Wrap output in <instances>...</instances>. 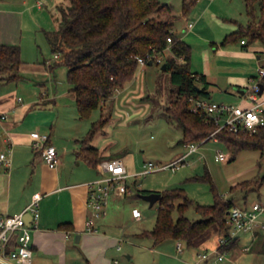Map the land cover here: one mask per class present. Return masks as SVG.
Returning <instances> with one entry per match:
<instances>
[{
	"label": "rangeland",
	"instance_id": "obj_1",
	"mask_svg": "<svg viewBox=\"0 0 264 264\" xmlns=\"http://www.w3.org/2000/svg\"><path fill=\"white\" fill-rule=\"evenodd\" d=\"M42 1L46 3L43 9L37 6L34 8V18L40 30L36 32V43L32 38L30 45L36 47V52L27 51L26 55L32 63L40 61L44 64V61L47 63L50 61L51 64H55L58 58L52 51L45 31L57 28L58 11L57 7L55 10V4L67 0ZM160 1L173 7V13L177 16L175 25L192 46L193 70L202 72L207 69L210 72L213 81L210 87L212 91L210 99L215 102L240 103L237 89L228 84L227 67L224 69L222 65L228 63L244 65L248 73L254 75L258 73L261 78L257 60L230 56L221 53V50L242 48L240 42L225 45L222 42L238 23H248L245 0H213L209 5V0H202L197 2L186 15L182 13L183 0ZM190 21L195 23L194 28L190 32L183 33L184 27ZM168 54L170 53L167 51L165 56L167 57ZM263 64L264 61L261 65ZM47 74L50 75L30 72L23 74V77L17 81L0 80V89L6 92L16 90V96L22 100L19 103L25 104L23 109L28 110L27 117L45 118L55 123L57 147L64 150L66 146L72 152L76 140L69 138V131H72L69 129L70 123L74 124L75 128L77 126L82 145V140L89 133L93 122L100 119L101 108L95 109L89 118H79L75 95L70 92L71 84L67 79V66L59 65L54 70L48 68ZM250 74H247L246 78ZM255 82L258 80L248 81L246 86L252 87ZM176 91L170 72L162 69V64L153 63L147 64L145 68L141 67L136 78L124 89L118 90L110 120L89 142V145L98 147L105 157L122 158L129 173L132 174L127 179L131 191L119 201L112 199L107 208V216L97 222L99 228L100 222L104 221L110 236L114 234L123 239L119 243L122 245L121 250L115 246L109 249L112 260H118V263L114 264H188L187 260L193 257L191 256L193 251H188L193 247L185 246V251L181 253L177 251L176 242L172 240L161 246H154L152 239L136 237V233L154 228L159 207L158 203L150 206L147 200L138 196L140 189L164 191L183 187L194 202L186 212L192 220L203 217L196 209L198 203L210 205L215 201L211 183L196 179L205 176L207 172L224 198L233 199L240 206L249 205L254 201L264 203V150L242 149L234 158L233 150L226 147L219 137H216L218 140L210 137L211 134L209 141L196 142L201 144L197 152L188 156L187 165L177 170L169 168L140 174L146 162L168 164L189 150L187 146L179 143L183 136L182 127L177 121L168 117V109L173 105ZM28 104H31V107H28ZM220 150L226 154V158L218 161L216 154ZM70 152L67 165L63 167L65 174L70 175L74 169L85 168L88 172L95 173L94 177L101 175L100 169L97 170L82 160L77 161ZM79 162L81 166H77ZM30 175L31 170L28 176ZM135 206L142 212L141 220L133 218L132 209ZM175 216L177 217V212ZM219 235L221 236L217 227L209 229L202 236L203 240L197 244L196 252L203 253L208 243L214 245ZM250 240L245 236L240 237L239 244L231 252L236 259L235 264H264V252L257 247L246 249L245 246ZM128 254L132 257L129 258ZM195 258L198 259V256L195 255Z\"/></svg>",
	"mask_w": 264,
	"mask_h": 264
},
{
	"label": "trees",
	"instance_id": "obj_2",
	"mask_svg": "<svg viewBox=\"0 0 264 264\" xmlns=\"http://www.w3.org/2000/svg\"><path fill=\"white\" fill-rule=\"evenodd\" d=\"M196 1L183 0V13L187 14ZM245 3L248 23H238V27L226 35L223 45L242 40L246 45L255 41L264 45V0H245ZM57 11V28L45 31L52 51L58 55L57 62L50 64V69L67 66L70 91L75 95L81 118H89L95 109L101 108L100 119L93 122L82 140L77 154L79 159L98 168L101 160L117 158L103 156L100 149L89 145V142L110 120L118 90L124 89L136 78L141 68L138 58L152 52L165 57V70L170 72L177 90L173 105L168 109V117L182 127L183 136L179 143L188 146L201 140L209 141L216 124L209 121L206 114L194 112L189 98L210 99L211 82L206 74L192 70V46L175 33L173 28L177 16L170 4L160 0H67L58 2ZM169 36H172V42L168 41ZM167 48L170 54L166 57ZM180 58L184 62H180ZM21 63L20 45L0 44V80H19L22 77ZM252 78L264 84V76ZM217 135L226 147L233 150L234 158L242 149L264 150V126L253 134L223 129ZM37 153L41 154V151ZM196 179L211 183L215 199L210 205L197 204L196 209L203 216L201 219L192 220L186 215L194 202L183 187L159 191L162 196L157 202L155 226L135 234L136 237L150 238L154 246L170 239L182 241L188 248L197 246L203 240L202 236L214 227L223 236L230 237L228 213L237 204L218 192L209 172ZM152 191L140 189L138 196ZM60 227L70 229L73 226L62 223ZM256 234L252 247L264 252V232ZM239 241L240 236L229 238L221 250L227 254L237 247Z\"/></svg>",
	"mask_w": 264,
	"mask_h": 264
},
{
	"label": "crops",
	"instance_id": "obj_3",
	"mask_svg": "<svg viewBox=\"0 0 264 264\" xmlns=\"http://www.w3.org/2000/svg\"><path fill=\"white\" fill-rule=\"evenodd\" d=\"M212 1L213 0H209L208 5ZM197 2L199 1H196V3ZM57 4H55V10ZM44 5H46V3L42 0H0V44H15L21 46V76L30 72L33 74L42 73L50 75L47 74L48 68L50 69V61H48V63L44 61V64L40 61L32 63L26 55L27 51L31 52L32 50L36 52V47L30 45L32 43V38H34L36 43V32L40 30L34 18V8L37 6L43 9ZM183 15L186 14L183 13ZM190 22H187L188 24L184 27L183 33L190 32L194 28L195 23L193 22L194 25L188 28ZM237 27L238 25L235 26V29ZM173 29L178 36L186 40L177 29L175 23ZM237 42H240L242 48L235 47L229 50L223 48L224 50H221V53L230 54V56L255 59L257 60L260 72V69L263 67L261 63L264 61V45L260 41H255L249 45L242 43V41ZM167 51L170 53V49L166 50V52ZM179 61L184 62V59L180 58ZM145 67L146 66H143L142 68ZM222 67L224 69L227 67V73L229 74L228 84L237 89L236 93L240 96V103L244 105L248 104V102L243 99L250 88L246 85L248 81H252V76H257L259 74L256 73L254 75L248 73L244 65L228 63L223 64ZM194 71L201 72L198 70ZM202 73L207 75L209 82H213L210 78V72L207 69L202 71ZM247 74H250L248 78H246ZM240 89H244V92L242 93ZM16 95V90L6 92L0 89V114H8V118L3 120L0 124V142L6 149L9 147L11 148L12 157L10 169L0 173V213L15 214L22 212L31 202L33 195L36 192H41L43 197L39 205L40 219L38 227L33 230V264L118 263L117 259L113 261L110 257L109 249L111 246H115L118 250H121L122 245L119 243L123 239L114 234L110 236V234H108L110 232L106 230L107 224L104 221L100 222L97 231L89 232L86 230V221L91 215V209L88 205L89 188L87 183L102 177V169L100 166L97 168V170H101V175L98 177H94L95 173H90L85 168L74 169L75 171L73 170V173L70 175L65 174L63 167L67 165V157L69 156L70 149L65 146L64 150H61L57 147L55 123H51L45 118L27 117L28 114L26 111L28 110L23 109L25 104L19 103V101L22 100ZM27 106L31 107V104ZM78 117L81 118L80 115ZM45 124L48 125L45 126ZM74 126L75 125H71V123L69 125V129H72V131H69V138L76 140V146H73V151L70 153L73 157H76L78 161L81 160L77 155L81 149V135H79L76 129L77 126L76 128ZM36 128H41L43 130L40 131ZM36 133H48L50 135V141L56 146L60 156V162L57 167H49L43 159L42 154L37 153L40 150L34 146V135ZM77 166H81V162H79ZM30 170L31 175L28 176ZM72 179L77 181L72 182ZM122 197V195L113 194L109 204L112 199L119 201ZM133 218L137 219L134 215ZM62 223H70L73 227L70 229L62 228L60 227ZM244 236L248 240L251 239L250 243L245 246L247 250H250L256 242L257 234H250V236L249 234L240 235V237ZM222 237V234L221 236L219 235L214 245L208 243L204 252H209L210 255L202 264H214L216 259L215 250L220 247V239ZM171 240L172 239L166 240L158 244V246ZM172 241L176 242V249L178 252L183 253L185 251V246L182 251L178 250L179 241ZM13 247H15V243L10 245V248ZM195 248L196 246H194L192 250H188L193 251L191 254L193 257L187 260L188 264H193L198 261L195 255L199 256L200 252H196ZM234 250L235 249L232 251ZM231 252L226 254L222 264H235L236 259ZM230 254L232 255L231 257ZM128 257L131 258L132 255L128 254ZM7 264L20 263L12 260L8 261Z\"/></svg>",
	"mask_w": 264,
	"mask_h": 264
},
{
	"label": "built area",
	"instance_id": "obj_4",
	"mask_svg": "<svg viewBox=\"0 0 264 264\" xmlns=\"http://www.w3.org/2000/svg\"><path fill=\"white\" fill-rule=\"evenodd\" d=\"M200 1V0H197ZM194 24L189 23L188 28ZM172 42V36L168 37ZM245 43V40H242ZM169 48H167L168 50ZM58 57V55H55ZM141 67L146 66L149 61L163 64L165 57L157 52L148 53L146 57L138 58ZM260 75L264 76V67L260 69ZM254 82V79H252ZM259 81L255 82L248 89L243 99L248 104H235L227 102H215L209 98L195 97L189 98L191 109L194 112L206 114L209 121L216 124V129L210 137L218 140L217 133L223 129L239 133L246 131L251 134L256 133L261 126H264V96L259 93ZM21 99V98H20ZM8 118L7 113L0 114V124ZM1 133V128H0ZM209 138V137H208ZM50 135L48 133H36L34 135V146L41 151L42 157L49 167L55 168L60 162L59 152L55 145L48 143ZM204 142V141H203ZM202 142V143H203ZM201 144V143H199ZM199 144L191 143L187 147L189 150L174 159L168 164L158 165L153 161L144 164V170L140 174H148L162 169L177 170L187 165V158L199 149ZM226 158L223 151H218L216 160ZM12 165L11 148L6 149L0 142V173L6 172ZM103 176L87 183L89 188L88 205L91 215L86 221V230L97 231V222L105 218L108 213V204L113 194L125 196L130 190L127 179L132 176L122 158H105L100 162ZM43 194L36 192L25 210L15 214L0 213V264H7L8 261H16L20 264H33V230L38 227L40 219V200ZM135 218L141 219L142 212L138 207L132 209ZM27 215L31 219L27 220ZM264 203L254 201L249 205H235L228 213V223L231 226V235L223 236L220 239V247L215 250L216 259L214 264H222L226 252L221 247L227 243L229 238L238 237L242 234L256 235L258 231L264 232ZM15 243V247L10 245ZM185 244L178 242V250L182 251ZM209 252L200 253L198 261L193 264H202L209 257Z\"/></svg>",
	"mask_w": 264,
	"mask_h": 264
},
{
	"label": "water",
	"instance_id": "obj_5",
	"mask_svg": "<svg viewBox=\"0 0 264 264\" xmlns=\"http://www.w3.org/2000/svg\"><path fill=\"white\" fill-rule=\"evenodd\" d=\"M153 64L152 61H149V65ZM167 64L163 63L162 64V69H166ZM259 93L263 94L264 92V84L263 83H259ZM240 91L243 93L244 89H240ZM233 159V158H231ZM162 193L159 191H152L149 193H140V197L147 200L150 203V206H154L161 198ZM31 219L30 215H27V220L29 221Z\"/></svg>",
	"mask_w": 264,
	"mask_h": 264
}]
</instances>
